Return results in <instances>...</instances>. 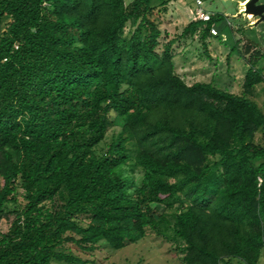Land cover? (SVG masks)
I'll return each mask as SVG.
<instances>
[{"label":"trees","instance_id":"obj_1","mask_svg":"<svg viewBox=\"0 0 264 264\" xmlns=\"http://www.w3.org/2000/svg\"><path fill=\"white\" fill-rule=\"evenodd\" d=\"M152 1L0 0V264H87L68 246L162 235L160 206L177 210L184 264L264 256V112L252 99L264 53L247 46L242 95L188 85ZM224 19L182 37L205 42Z\"/></svg>","mask_w":264,"mask_h":264},{"label":"rangeland","instance_id":"obj_2","mask_svg":"<svg viewBox=\"0 0 264 264\" xmlns=\"http://www.w3.org/2000/svg\"><path fill=\"white\" fill-rule=\"evenodd\" d=\"M133 0H127L130 4ZM163 0H153L155 6L150 18L161 30V43L164 46L174 41L175 54L174 65L176 73L183 78L188 85L194 83H209L222 90H228L233 94L242 95L244 91L245 76L250 68L248 60L251 54H245L248 45L258 43L253 51L264 53V28L257 24L256 18L248 15L240 16L239 11L242 1L239 0H202L201 8L211 14H220L225 19L216 26L218 36H210L205 42L201 40L200 33L195 37H182L185 28L196 20L198 6L196 0H169L162 4ZM167 1V0H166ZM264 3V0H262ZM6 23V22H4ZM137 24H128L124 36L130 38ZM238 45V46H237ZM163 48L160 49V52ZM264 66V59L258 64ZM252 99L264 112V82L256 87ZM120 132L119 127L112 128L106 141L100 146V150L112 142L115 135ZM255 142L264 146V129L256 135ZM139 180L141 174L134 173ZM19 200L23 202V192L18 191ZM159 212L168 215V229H163V234L148 232L145 239L137 244H129L122 250H112L104 243L97 245L92 252H84L74 245L68 249L87 264H184L183 244L173 240L172 215L176 209L167 210L160 206ZM14 217H11V220ZM10 221L3 220L0 223V232L7 233ZM233 264H246L240 260H233ZM259 264H264V256Z\"/></svg>","mask_w":264,"mask_h":264},{"label":"water","instance_id":"obj_3","mask_svg":"<svg viewBox=\"0 0 264 264\" xmlns=\"http://www.w3.org/2000/svg\"><path fill=\"white\" fill-rule=\"evenodd\" d=\"M242 2L248 1L246 4V11L239 13L240 16L246 14H252L254 18L258 19L257 24H260L264 28V3L262 0H239Z\"/></svg>","mask_w":264,"mask_h":264},{"label":"built area","instance_id":"obj_4","mask_svg":"<svg viewBox=\"0 0 264 264\" xmlns=\"http://www.w3.org/2000/svg\"><path fill=\"white\" fill-rule=\"evenodd\" d=\"M196 4L198 6V9L196 10V13H195L196 20L203 21V22H209V21H211V18L213 16V14L208 13V12L204 11L201 8V6L203 4L202 0H196ZM211 33L214 36H218L219 35L218 30L216 29V27H214L211 30Z\"/></svg>","mask_w":264,"mask_h":264},{"label":"bare ground","instance_id":"obj_5","mask_svg":"<svg viewBox=\"0 0 264 264\" xmlns=\"http://www.w3.org/2000/svg\"><path fill=\"white\" fill-rule=\"evenodd\" d=\"M248 3V1L243 2L242 4V12L246 11V4ZM249 18L254 19V16L252 14L248 15Z\"/></svg>","mask_w":264,"mask_h":264},{"label":"crops","instance_id":"obj_6","mask_svg":"<svg viewBox=\"0 0 264 264\" xmlns=\"http://www.w3.org/2000/svg\"><path fill=\"white\" fill-rule=\"evenodd\" d=\"M239 4L241 5V4H243V2H240ZM241 10H242V8L240 7L239 11H241Z\"/></svg>","mask_w":264,"mask_h":264}]
</instances>
